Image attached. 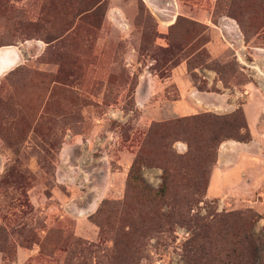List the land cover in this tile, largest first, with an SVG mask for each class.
<instances>
[{"label": "rangeland", "instance_id": "obj_1", "mask_svg": "<svg viewBox=\"0 0 264 264\" xmlns=\"http://www.w3.org/2000/svg\"><path fill=\"white\" fill-rule=\"evenodd\" d=\"M93 1L0 0V50L12 48L19 58L0 74V264H191L198 254L207 264H221L225 254L240 249V225L227 223L223 216L233 212L247 215L245 227L250 225L253 233L252 242L244 240V263L249 253L261 248V259L254 264H264V183L258 186L250 174H243L233 193L206 197L220 144L236 141L219 140L244 135L236 127L242 117L235 114L236 125L222 127V120L204 118L209 127L190 124L177 140L169 132L149 136L153 123L205 112L228 115L225 121H231V114L242 108L245 95L238 93L246 83L264 116V55L258 58L251 49L238 55L228 45L211 54L207 42L201 44L216 29L205 23L199 22L206 28L199 26L202 35L191 45L185 21L169 30L172 22L162 33L149 0H106L102 21L96 23L84 11ZM155 1L160 6L168 3ZM231 1L216 0L214 22L220 15L230 17ZM254 16L247 9L244 24ZM238 27L245 43L264 47V32L246 28L244 34ZM170 40L176 64L157 63L154 54ZM198 46L203 56L186 58L189 51L196 54ZM180 63L198 89H205L206 80L196 69L214 70L228 100L237 96L236 107L224 113L165 115L158 121L143 118L134 99L139 76L150 73L157 80L163 73L164 95L175 99L169 77ZM210 88L218 90L215 85ZM212 128L217 129L214 137ZM183 138L189 139L190 149ZM255 138L252 148L230 150L245 153L248 162L256 160L250 155L264 135L256 133ZM67 140L87 144L90 150L73 147L67 152L68 165L61 164L60 150ZM141 148L150 165L141 169L144 182L158 190L166 178L161 195L127 187ZM86 169L95 175L85 178ZM101 169L109 173L107 181L96 177ZM60 174L66 180L58 181ZM92 187L108 195L81 214L95 200Z\"/></svg>", "mask_w": 264, "mask_h": 264}, {"label": "crops", "instance_id": "obj_2", "mask_svg": "<svg viewBox=\"0 0 264 264\" xmlns=\"http://www.w3.org/2000/svg\"><path fill=\"white\" fill-rule=\"evenodd\" d=\"M149 1L152 11L159 19L157 26L161 27L159 30L160 32H162V28H166L174 22L178 15H184L191 20L205 23L209 27L216 29L215 33L206 43V47L211 54L220 52L222 48L227 47L228 45L231 46L234 49V52L238 55H242L246 52L249 53V49H251L254 54H258V58L264 55V47H257L244 42L242 33L233 19L225 15H220L217 17L216 22L213 21L212 13L213 8L216 5V0H168V3H166L165 6H160L155 0ZM179 8H186L187 13H180ZM160 22L164 23L165 26H161L159 24ZM15 53L16 51L12 48L0 50V74L9 70L10 67H13L18 62L19 58ZM196 71L206 80L205 89H198L194 85L184 63L177 64L171 69L169 78H171V82L175 85L177 91L176 98L171 100L164 95L163 90L165 85L162 82L164 78H158L156 80L154 79L155 76L150 73L139 76L134 91V99L136 104L142 108L143 118L151 119V121H158L163 119L165 115L186 116L201 110L224 113L236 107L237 103L235 102V99L237 96L234 97L232 95V99L228 100L227 96H229V94L226 91L227 89L223 87L222 81L217 79V74L214 70L202 68L196 69ZM211 85H215L218 90L211 89ZM244 87L245 88L241 93H237L243 96L245 95L241 107L251 133V140L245 143L225 141L220 144L218 149V159L210 172L206 188V197L209 198L233 193L235 190L234 188L239 185L242 180L243 174H250V181L257 183L258 186H261V184L264 183L263 138L259 142L260 144H257V149L254 148L256 152L253 154L250 153V158L256 160H250L248 162V157L245 153L238 155L230 150L245 146L252 148L256 141L255 134L260 133L264 135V116L261 110L263 107H258L253 101L255 99L250 83H246ZM257 101L261 103V99H258ZM164 102L168 105L166 109L163 108ZM75 140H77V138ZM177 145H180L178 146L180 149L184 147V145L180 143ZM73 147H77V149L83 152H89L90 150L87 144H82V142L74 143L72 140H67L63 143L60 150L61 164L65 163L68 165L67 152L73 149ZM257 151L260 153H257ZM86 170L87 171L83 170L85 178H90L94 173L90 172L89 169ZM118 172L122 174L121 169ZM60 176L61 177L58 178V181L66 180L65 174H60ZM96 177L102 178L103 181H107L109 173L106 170L101 169ZM98 189L99 188L97 187H92V190L95 193V200L90 201L91 203L89 202V207L86 210H81V214L84 211L89 212L90 209L95 207L97 205V199L108 195L107 191H99Z\"/></svg>", "mask_w": 264, "mask_h": 264}, {"label": "trees", "instance_id": "obj_3", "mask_svg": "<svg viewBox=\"0 0 264 264\" xmlns=\"http://www.w3.org/2000/svg\"><path fill=\"white\" fill-rule=\"evenodd\" d=\"M106 0H94L92 2V5L90 6L92 8V10H90L91 8H88L86 10H84L85 12L92 14L93 17L96 19V23H100L102 21V18L105 14V10H106ZM247 9L254 13V18L249 21L246 25L243 22V18L242 16L244 15L245 12H247ZM227 15L234 18L236 20V22L238 23V25L240 26L242 32L245 34L246 33V28H252L253 32L255 34H259L261 32H264V0H232L229 8H228ZM181 21H185L186 22V34H188L189 32H191V38L192 39L189 43L190 45L192 44V41H199L200 37H201V30L199 29V26H202L204 29L206 28V26L201 25L199 22L191 20L189 18L183 17L181 15H178L175 22L169 27V30L171 28H173L174 26L180 24ZM189 39V40H190ZM208 41L204 40V42L201 44V46L205 45V43ZM189 45V44H188ZM201 46L196 47V54L193 51H189L188 53H186V58L195 56L197 59L202 57L203 53L201 51ZM173 44L170 40L168 47L164 48V49H158L156 51V53L154 54V59L157 61V63H159L160 61L166 60L170 63L176 64L175 62V58L177 57V52L173 50ZM192 50V49H191ZM160 77H164L163 73H159ZM235 114H238L242 117V122H240V124L236 125L234 123V120H236L235 118ZM207 117H212L216 120H222V124L221 127L224 125H236V127H238V129H243L245 131L244 135H225L224 138L220 139L219 142L221 143V141L225 140V139H234L236 141L239 142H248L251 140V133L248 129V125L247 122L245 120V116L243 113L242 108H238L234 113L231 114L230 119L231 121H225L226 117H228V115H215V114H211V113H203V114H199V115H193L190 117H183V118H177V119H173L167 122H157V123H153V126L149 129V136L152 135L153 133H160L162 135H166L169 133H171V135L174 137V140L178 139V133L181 132H186L189 131V129L191 128L190 124H193V127H199V128H207L209 127V122H206L204 120V118ZM203 119V121H201ZM195 121H200V124H195L193 123ZM220 127V128H221ZM211 134L214 137V135L217 132V129L212 128L211 130ZM187 144L189 149L191 148V144L189 139L187 138H183ZM147 143H148V138H147ZM219 143V144H220ZM144 148H141L140 151L138 152V154L136 155L128 177H127V187L129 188V190L132 189H137V190H141L143 192H145V194H157V195H161L162 193H164V185L166 182V178H163V185L161 186L160 189L158 190H153V188L149 187L143 180V177L141 175V169L143 166H150L146 155H144ZM169 156H172L173 153L172 152H168ZM182 155H178V158H182ZM164 170H166L165 168H163ZM14 173H13V177H14ZM209 180V178H208ZM208 184V183H207ZM125 206L126 208V202L125 204L123 203V207ZM251 212V211H250ZM249 211H247V213H249L251 216L255 215V214H251ZM223 216H227L224 217V220L228 223H235L237 225H240L239 229H238V235H239V246L240 249L236 250L235 252L231 253H227L225 254L224 258L220 259L219 262H221V264H245L243 259H244V253L242 252V247L245 243L244 240H249L250 242H252L250 239H252L253 233L251 232V228L250 225H248V227H245L246 221L248 219L247 215H245V213L242 212H233L230 215L228 214H223ZM203 230V228H200ZM255 244V243H254ZM254 246V245H253ZM254 247L250 248V252L253 250ZM200 251V250H199ZM263 250L260 249H256L253 253H249V255L247 256V261L246 264H254L258 259H261V255L260 253ZM202 253V251H200ZM196 257H198V260H191L190 263L191 264H207V260L205 256H202L201 254L196 255ZM188 264V263H187Z\"/></svg>", "mask_w": 264, "mask_h": 264}, {"label": "bare ground", "instance_id": "obj_4", "mask_svg": "<svg viewBox=\"0 0 264 264\" xmlns=\"http://www.w3.org/2000/svg\"><path fill=\"white\" fill-rule=\"evenodd\" d=\"M9 52H10V51H9ZM7 54H8V53H7ZM15 54H17V53H15ZM8 55H9V54H8ZM8 55H7V56H8ZM8 57H9V56H8ZM12 57H13V56H12ZM12 61H13V60H12ZM5 65H6V64H5ZM5 65H4V66H5ZM8 65H9V64H8ZM6 67H7V66H6ZM6 67H5V68H6ZM10 68H11V67H10ZM1 72H2V71H1Z\"/></svg>", "mask_w": 264, "mask_h": 264}]
</instances>
